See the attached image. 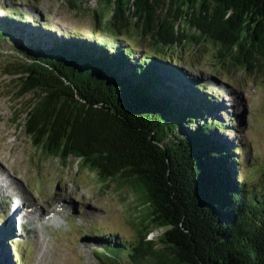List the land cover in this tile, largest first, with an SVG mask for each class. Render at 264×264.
Wrapping results in <instances>:
<instances>
[{
    "label": "trees",
    "instance_id": "16d2710c",
    "mask_svg": "<svg viewBox=\"0 0 264 264\" xmlns=\"http://www.w3.org/2000/svg\"><path fill=\"white\" fill-rule=\"evenodd\" d=\"M99 2V29L91 34L55 32L47 39L31 32L14 40L7 25L0 42L35 61L34 74L18 84L19 96L39 90L24 107L33 143L61 161L78 158L103 182L121 176L145 195L138 228L131 238L111 234L97 252L102 264H264V163L241 172L240 148L215 135L228 127L216 113L215 94L183 67L197 59L170 50L183 36L208 40L214 69L263 72L264 0ZM181 20L195 33L181 34ZM136 28L148 44L134 41ZM54 70L70 84L48 77ZM71 86L140 124L144 137L113 132L104 113L76 102ZM0 229L1 238L15 242L12 223ZM13 257L11 264L22 262Z\"/></svg>",
    "mask_w": 264,
    "mask_h": 264
},
{
    "label": "rangeland",
    "instance_id": "374dc122",
    "mask_svg": "<svg viewBox=\"0 0 264 264\" xmlns=\"http://www.w3.org/2000/svg\"><path fill=\"white\" fill-rule=\"evenodd\" d=\"M101 9L99 0H0V27L7 30L8 25L14 40L31 32L47 39L55 37V32L91 34L99 29L96 14ZM162 10L159 6L158 12ZM107 12L104 16L110 17ZM22 18L31 22L23 25ZM177 28L181 34L194 32L184 20L177 22ZM134 34V41L150 42L138 29ZM194 43L183 36L182 43L174 42L170 50L189 62L197 59V65L183 66L190 72L187 76L215 94L216 113L228 123L227 130H217L215 135L229 147L240 148V170L248 173L251 165L264 163V71L254 75L226 65L214 69L212 42ZM24 58L0 42V171L4 179H14L18 185L15 195L0 189V228L12 223L16 236L9 244L0 235V261L11 264L15 254L20 264H102L97 252L109 243L111 234L133 236L145 199L121 179L103 182L97 171L82 166L78 158L61 161L33 143L24 125V107L31 95L18 97L16 77L6 72ZM18 196L25 198L16 206L21 211L29 206L41 212L35 220L30 215L23 227L22 219L9 214L7 206Z\"/></svg>",
    "mask_w": 264,
    "mask_h": 264
},
{
    "label": "water",
    "instance_id": "95a60500",
    "mask_svg": "<svg viewBox=\"0 0 264 264\" xmlns=\"http://www.w3.org/2000/svg\"><path fill=\"white\" fill-rule=\"evenodd\" d=\"M34 62H35L34 60L29 59L25 56V58L22 62L19 61V62L15 63L16 65L12 64L13 66H11L10 69L6 70V72L9 75H13L16 77L15 83L17 84V87H18V84H19L21 78L25 79L28 76L34 74V72L32 70V68H34L33 67ZM47 75H48V77L54 78V79L56 76H58V78L60 80H62L63 83L70 84V82L68 81L67 78H65L64 76H62V74L58 73L55 70L52 71L51 73H47ZM71 88H72V92L74 93L73 97L76 100V102H78L82 106L84 105L86 107V109L93 108L95 110L101 111L102 113H104V115H106L108 117L109 123L112 127L111 129L113 132H117L121 137H124L126 139H132V140L135 139V137H133V135H132V132H135V133L141 135L142 137H144L143 136L144 132L142 131V130H144V127H142L140 124H136V125L133 124L135 122L130 121V119L128 117L124 116L123 114H120V112L117 109H115L113 106H109L104 100H98V101L92 100L91 101L87 98L82 97L78 93V91L76 90V88L74 86H71ZM18 90H19V87L17 88L15 93L18 94ZM37 92H39V90ZM37 92L36 93L35 92L27 93L23 96L18 95V97H24L27 95H31L30 98H28V100H27V102H28L32 97L38 96ZM129 130L132 132H130ZM146 137L149 140H151L153 143L159 145L162 149L165 150L163 142L155 139L152 135L146 136ZM118 179H121V181L123 183L130 184L133 187V189H135L134 186L130 182L125 181V178L118 176L114 180H118ZM134 192H136V191L134 190ZM136 194H140L141 199L145 198L144 197L145 195L142 192H139V193L136 192ZM179 227L183 230L189 231L188 229L185 228L183 221H180ZM164 230H165V228L161 227L159 229L154 230L151 233V235L153 233L157 232V235H156V237H157L161 232H164Z\"/></svg>",
    "mask_w": 264,
    "mask_h": 264
},
{
    "label": "bare ground",
    "instance_id": "6f19581e",
    "mask_svg": "<svg viewBox=\"0 0 264 264\" xmlns=\"http://www.w3.org/2000/svg\"><path fill=\"white\" fill-rule=\"evenodd\" d=\"M0 169H2V167H0ZM0 189L6 191L8 195H15L16 192H17V189H18V185H17V183L15 182L14 179H12V180L11 179H9V180L4 179L2 177V174H1V171H0ZM24 200H25L24 197L18 196V197H16V199L14 201L12 200L14 203H11V206H10V204H7V206H9L10 209H11L9 214H11L13 216L15 214H17V215L20 214V219H22V218L26 219L25 220L26 222L28 221V219H30V215H31V219L30 220H35V217H38V216L41 215L40 211H35L36 207H34V209H30L29 206H28L27 207L28 209H26L27 211L25 210L26 212L23 213V214H22V211L20 210V208L16 207L17 204L24 203ZM32 211H35V212H33V213H35V216L33 215ZM11 215H9V216H11ZM58 221H60V220H58Z\"/></svg>",
    "mask_w": 264,
    "mask_h": 264
}]
</instances>
